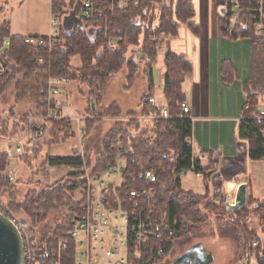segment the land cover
Wrapping results in <instances>:
<instances>
[{
	"label": "trees",
	"instance_id": "trees-1",
	"mask_svg": "<svg viewBox=\"0 0 264 264\" xmlns=\"http://www.w3.org/2000/svg\"><path fill=\"white\" fill-rule=\"evenodd\" d=\"M61 1L64 0H52V10L60 17L59 36L64 45L56 46L52 53H48L44 47L26 45L23 38L10 37L9 23L0 22V48L4 41H8V50L0 57L5 70L4 75L0 77V98L9 89L14 92L13 107L8 113L9 119L0 120V141L6 139L8 133L15 135L16 132L28 129L31 136L24 148L25 155L20 159L24 158L26 163H31L46 151V159L36 173L44 176H47L48 166L79 169L83 162L91 172H102L117 157H122L126 161L123 189L129 191L149 187L145 174L152 172L155 175V183L151 184L154 199L161 206H167L169 218L175 217L180 221L185 219L191 223L189 229L178 232L167 244L166 257L175 250L182 249L191 241L192 236H200L201 231L208 227L209 216L204 215L203 211L214 215L217 210L211 200H206V197L216 196L212 194L208 185L205 186L204 197L185 191L180 186V176L183 172H188L192 164L196 172L203 175L205 173L197 162L192 163V151L185 143L191 135L189 118L177 119L181 112L180 104L185 102L183 84L191 70L185 58L171 52H167L163 58V97L170 119L159 120L158 112L145 102L153 92L152 71L158 65L161 50L167 41L178 37L180 27L191 25L189 23L194 14L193 5L190 0H170L168 4L164 3V0H140L126 10H114L112 14L107 8L106 33L117 44L116 51L111 52L105 48L103 29L80 19L78 1L70 0L65 11ZM238 2L244 9L250 7L249 0ZM71 12L75 13L81 24L67 32L62 26L61 19ZM239 19V23L230 33L223 30V36L232 42L240 40L251 42L248 78L242 87L248 109L242 111L237 135L240 140L248 143L249 160L261 162L264 161L262 135L264 124L258 120V116L260 111H264V45L256 42L251 30V17L242 14ZM37 56L42 57L45 62L40 69L36 66ZM73 58L80 60L81 68L71 65ZM124 67L129 73L127 84L141 67L147 93L139 100L138 112H129L121 116L116 106L103 110L100 101L107 83ZM57 76H66L72 83L86 87V99L90 102L86 111L88 118H125L118 122L121 125L113 127L108 132L102 141L100 153L93 158L88 156V152L84 153L83 158L49 157L48 151L53 145L62 144L74 137L69 121L49 120L45 125H41L37 120L29 121L14 115L16 105L23 102L30 105L29 111L33 117L45 115L46 111L41 101L44 98L47 81ZM93 103L96 108L102 110L98 116L92 113ZM84 123L87 134L91 122L86 118ZM39 128L42 130L41 136H38ZM169 128L173 130L169 131ZM118 150L121 152L118 153ZM6 166V158L0 154V196L6 191L11 192L8 201L10 211L22 215L31 224L36 221L39 224L34 232L37 242L46 247L51 256H55L57 242L64 233L70 231L79 212V204L74 196L82 188V174L73 172L67 175L65 182L57 183L48 189L31 190L23 201L18 202L12 198L13 187L8 185L6 177L1 176ZM230 212L236 214V220L221 224L216 220L219 224L217 229L228 236H233L239 242L240 261L249 241L260 240L262 248L264 247V200L259 203L248 202L244 208ZM249 215L259 218L262 228L260 234L247 233L244 222L249 220ZM51 216L53 219L50 223L48 218Z\"/></svg>",
	"mask_w": 264,
	"mask_h": 264
},
{
	"label": "built area",
	"instance_id": "built-area-1",
	"mask_svg": "<svg viewBox=\"0 0 264 264\" xmlns=\"http://www.w3.org/2000/svg\"><path fill=\"white\" fill-rule=\"evenodd\" d=\"M67 1L70 4V0ZM77 1L80 19L103 29L106 50L116 51V41L106 33L108 14L105 11L107 8L110 14L114 10L124 11L140 0ZM249 2L250 7L244 9L238 0H224L221 4L218 2L216 13L226 20L227 25L223 26V30L228 33L239 23L242 14L249 15L251 30L257 44L264 45V0H249ZM55 15L56 13L52 16L51 31L47 37H24L23 42L35 48L44 47L48 53L55 51L58 45L63 46ZM44 65L43 58L37 56V68L40 69ZM4 73V66L0 61V77ZM54 82L61 86L67 84L69 79L67 77L48 79V90L44 92L45 96L41 101L46 112L38 120L41 125H45L49 120L60 119L57 114L60 105L57 98L60 91L53 88ZM145 102L158 112L159 120L170 119L167 106L160 97L152 95ZM247 109L248 106L244 104L242 111ZM180 110L177 119L188 118L190 109L185 103L180 104ZM189 120L191 135L185 143L192 151L193 120ZM258 120L264 124V111H260ZM172 130L169 128V131ZM37 131L38 136H41L42 130L39 128ZM74 135L79 136L80 129L74 130ZM262 135L264 137V129ZM23 152L21 141L15 143L9 141L5 143L2 154L7 158H17L21 157ZM120 152L121 150H118V153ZM72 153L73 157L83 158L84 155L80 144L72 148ZM194 162L192 155V163ZM125 166L126 161L122 157H117L102 172H91L83 162L78 171L82 174L83 185L74 196L79 204V212L70 231L64 233L57 242L55 256H51L48 249L37 242L34 236V232L38 229L37 222L31 224L27 219L20 218L0 201V215L18 231L22 245V264H159L165 257L167 244L182 228H189L190 224L175 217L169 218L167 206H161L154 199V189L151 184L155 183V175L152 172L145 174L149 187L129 191L123 189ZM188 172L194 173L196 177L203 175L195 171L193 164ZM184 173L186 172L182 174ZM8 179L11 180V177ZM239 264H264V247L262 248L260 240L253 239L248 242Z\"/></svg>",
	"mask_w": 264,
	"mask_h": 264
},
{
	"label": "crops",
	"instance_id": "crops-1",
	"mask_svg": "<svg viewBox=\"0 0 264 264\" xmlns=\"http://www.w3.org/2000/svg\"><path fill=\"white\" fill-rule=\"evenodd\" d=\"M190 1L194 10L191 25L180 27L178 37L164 44L163 56L156 67L158 75L156 68L152 71L153 94L163 97L165 54L171 52L185 58L191 66L184 84L190 85L193 95L190 102L184 94V103L190 109L188 118L193 120L194 161L209 178L212 193L220 188L230 196V192L235 194L241 185L247 184L249 195L257 194L251 185V177L264 169V161L249 160L248 145L237 135L245 104L242 87L248 78L251 42H232L223 36L224 19L215 10L218 0ZM53 14L52 0H0V22L9 23L10 37H47ZM65 92L57 98L61 103L66 101V95L71 97L67 90ZM143 95L135 97L138 104ZM74 101L73 105L77 106L68 104L59 112L62 118L73 120L78 117L81 105L76 99ZM68 141V149L62 144L53 145L48 151L49 157L73 158L72 148L77 147L78 139ZM56 169L75 170L48 166L46 172L50 174L49 170ZM217 179L220 180L218 183L215 182Z\"/></svg>",
	"mask_w": 264,
	"mask_h": 264
},
{
	"label": "rangeland",
	"instance_id": "rangeland-1",
	"mask_svg": "<svg viewBox=\"0 0 264 264\" xmlns=\"http://www.w3.org/2000/svg\"><path fill=\"white\" fill-rule=\"evenodd\" d=\"M170 0H164V3L168 4ZM63 3V11L67 8L69 5V1L64 0L61 1ZM217 8V7H216ZM158 9V7H157ZM216 10V9H215ZM55 13V12H54ZM57 21H58V29H59V24H60V17L58 14L55 15ZM62 26L65 31L70 32V30L75 27V26H80L81 22L78 17L75 16L74 12H71L64 16L61 19ZM64 43V42H63ZM8 50V41H4L3 46L0 48V57L4 55V53ZM163 56V53L160 54L159 56V61L161 60ZM140 57V56H138ZM138 60V59H137ZM71 65L75 68H81V62L78 58H73L71 59ZM141 67H139L138 72L134 73L131 78V82L127 84V76H128V71L124 67L118 74L114 75L112 79L107 83L105 86L104 92L102 94V98L100 101V104L102 106V109L105 110L106 108L110 106H116L119 110V113H121V116H124L125 114L129 113L130 111H139L138 107V101L136 100V96L142 93H147V89L144 91V85H146V80L144 78V75L141 72ZM159 69L156 68V76L158 75ZM59 77H65L66 76H57V77H52V79H56ZM68 78V77H67ZM189 76L186 77L188 79ZM69 79V78H68ZM48 82V81H47ZM53 88L58 89L60 91L58 98L63 95V92L67 90L70 94L71 97L68 98V95H66L65 99L68 102L60 103L58 112H61L63 107H67L68 104H72V106H77L73 105L74 99H76V102H80V113L76 116L77 118H74L73 120L67 119V118H62L61 113H57L58 117L63 120H67L70 122L72 130H78L80 129V135H74L73 138L78 139V145L77 147L81 146L82 152H88V156L92 157L97 156V153H100L101 148H102V141L105 139V136L108 134V132L115 126L121 125L118 122H121L125 118H120V119H115L111 117H105V118H88L87 115V108H89V103L86 99L87 95V89L84 86L77 85L76 83H72L69 79V82L65 85H59L58 83H53ZM69 86V87H68ZM129 86V87H128ZM128 87V88H127ZM147 88V87H146ZM48 88H46L45 92H47ZM183 91L185 96L187 97V101L192 98V89L188 83H185L183 85ZM194 91V90H193ZM67 94V92H65ZM152 95L156 96L157 98L159 96L153 94ZM151 95V96H152ZM45 96V95H44ZM150 96V97H151ZM163 102L165 103L164 97H160ZM189 99V100H188ZM189 104L191 105V103ZM14 103V92L11 91L10 89L7 90V92L0 98V120L2 121H7L9 118L8 113L9 110L13 107ZM150 106V105H149ZM92 113H94V116H98L102 110L99 108H96L95 104H92ZM151 107V106H150ZM32 108V107H31ZM152 108V107H151ZM30 105L26 102L19 103L16 105L14 108V115L17 117H20V119H25L29 121H34V120H39L40 117H33L31 115V112L29 111ZM137 111V112H138ZM16 118V117H15ZM87 118L88 122H91L90 127L88 128L87 134H86V124L84 123V120ZM93 121V122H92ZM31 136V133L29 131H24V132H16L15 135H12L11 133H8L6 136V139H3L0 141V154L3 153L4 145L6 142L11 141V143L15 142H22V146L25 148L29 138ZM69 141H66L62 143L64 145L65 149L67 148V144ZM46 151L42 153L40 157H38L35 161H31V163H26L23 159H20V157H14V158H7L5 155V158L7 160V166L6 170L1 176H4L7 178L8 185L12 188L13 187V195L12 198L15 199V201H23L26 194L35 189H48L49 187L56 185L57 183L65 182L67 181L66 179L68 178L67 175H69L71 172H78L80 169H75V170H65L68 172H65L64 170L56 169V170H49L48 174L46 172L47 176H44L43 174H36L38 168L40 165L43 163V161L46 159L45 157ZM3 155V154H2ZM23 155H25V151L23 152ZM22 155V156H23ZM21 156V157H22ZM84 156V155H83ZM91 158V159H92ZM28 164V165H27ZM261 165V164H260ZM31 168V169H29ZM31 170V171H30ZM8 177H11V180L8 179ZM206 181H205V179ZM209 178H206L205 175H202V177H196L194 173L192 172H186L180 176V186L183 190L189 191L194 193L195 195L199 197H204V189L205 186L208 185L211 189V184ZM220 181L219 179L215 180V182L218 183ZM251 185L253 187V190L256 189L258 192L257 194H250L248 191V185L245 184L247 188V201L248 202H260L261 200H264V169L259 171L257 175L252 174L251 177ZM11 192H4L0 196V201L3 204H6L8 206L9 200L11 198L10 195ZM213 195H216L215 198L206 197V200H211L212 205L217 209L214 213V215H211L207 211H203L204 215L209 216L207 219L208 222V227L201 231V235L197 236L192 235L191 241H189L182 249H177L174 252L170 253L167 255L162 262L159 264H172L173 260L184 253L187 249L190 248V246H193L195 244H201L203 247L204 251L206 253L212 254L214 256V261L211 264H239L238 261V253L240 250V244L237 240L231 237L230 235H226L222 233L221 230L218 231V223L216 220H219V223H225L227 222H233L235 221L236 214L233 212H230L227 207H226V200L228 194L223 193V191L218 188L217 192L212 193ZM229 195L230 201L229 205H234L233 200H234V193L230 192ZM247 202V203H248ZM246 203V205H247ZM9 208V207H8ZM20 218L24 219V217L20 214H18ZM48 222L51 223L53 216L48 218ZM249 220H246L244 222V225L246 226V231L249 234H260L261 233V223L260 220L257 216H248ZM189 223L190 222L186 221L185 219L181 220ZM38 224V223H37ZM39 226V224H38ZM190 228V227H189ZM189 228H182L183 231L189 229ZM195 232V230L193 231ZM228 236V237H227Z\"/></svg>",
	"mask_w": 264,
	"mask_h": 264
},
{
	"label": "water",
	"instance_id": "water-1",
	"mask_svg": "<svg viewBox=\"0 0 264 264\" xmlns=\"http://www.w3.org/2000/svg\"><path fill=\"white\" fill-rule=\"evenodd\" d=\"M221 4L222 2L219 1ZM4 66V64H2ZM247 188L242 185L238 188L236 203L230 206L229 211H238L246 206ZM24 224V221H22ZM214 261L212 254L206 253L201 244H195L184 253L177 256L172 264H211ZM0 264H22V245L16 228L0 215Z\"/></svg>",
	"mask_w": 264,
	"mask_h": 264
},
{
	"label": "bare ground",
	"instance_id": "bare-ground-1",
	"mask_svg": "<svg viewBox=\"0 0 264 264\" xmlns=\"http://www.w3.org/2000/svg\"><path fill=\"white\" fill-rule=\"evenodd\" d=\"M241 186H242V185H241ZM237 192H238V189H237ZM237 192H235V194H234V200H233L234 205H235V203H236V195H237ZM227 201H228V204H229L230 196L227 197ZM234 205H230V206H234Z\"/></svg>",
	"mask_w": 264,
	"mask_h": 264
}]
</instances>
